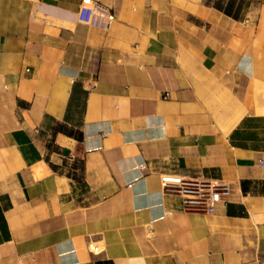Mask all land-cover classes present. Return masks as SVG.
<instances>
[{
	"label": "crops",
	"instance_id": "obj_1",
	"mask_svg": "<svg viewBox=\"0 0 264 264\" xmlns=\"http://www.w3.org/2000/svg\"><path fill=\"white\" fill-rule=\"evenodd\" d=\"M99 1L0 0V264H264V0Z\"/></svg>",
	"mask_w": 264,
	"mask_h": 264
},
{
	"label": "built area",
	"instance_id": "obj_2",
	"mask_svg": "<svg viewBox=\"0 0 264 264\" xmlns=\"http://www.w3.org/2000/svg\"><path fill=\"white\" fill-rule=\"evenodd\" d=\"M78 19L86 25L107 28L114 20V15L99 0H81ZM163 181L165 190L182 196L187 209L206 212H213L215 206L223 201V195L230 189L229 185L222 181L197 179L178 174H166ZM262 258L264 260V253Z\"/></svg>",
	"mask_w": 264,
	"mask_h": 264
},
{
	"label": "rangeland",
	"instance_id": "obj_3",
	"mask_svg": "<svg viewBox=\"0 0 264 264\" xmlns=\"http://www.w3.org/2000/svg\"><path fill=\"white\" fill-rule=\"evenodd\" d=\"M254 2H257L256 0H254Z\"/></svg>",
	"mask_w": 264,
	"mask_h": 264
}]
</instances>
